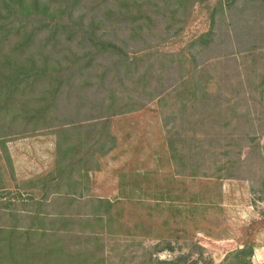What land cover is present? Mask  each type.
Listing matches in <instances>:
<instances>
[{
    "label": "rangeland",
    "instance_id": "obj_1",
    "mask_svg": "<svg viewBox=\"0 0 264 264\" xmlns=\"http://www.w3.org/2000/svg\"><path fill=\"white\" fill-rule=\"evenodd\" d=\"M97 2L80 0L77 12L99 11ZM144 2L154 18L150 26L116 11L101 29L134 62L118 76L125 84L114 81L115 95L134 93L143 104L111 111L112 147L98 149L96 161L85 164L88 173L77 175L82 187L71 205L60 204L65 198L58 195L42 199L62 155L57 142L92 141L96 133L84 124L68 134L42 128L9 135L6 148L0 139V225L16 222L26 230L34 221L31 210L45 201L40 230L53 233L32 239L44 252L53 245L64 249L38 255L41 263L254 264V248L263 247L258 264H264V0H241L237 12L223 10L218 0ZM112 3L102 4V15ZM211 26L214 35L197 41ZM102 70L97 64L77 79L90 85ZM94 88L73 90V110L63 113L78 119L107 113L99 103L114 91L103 95ZM68 188L62 183L61 190ZM5 204L18 207L20 218L2 212ZM61 211L79 215L51 223Z\"/></svg>",
    "mask_w": 264,
    "mask_h": 264
},
{
    "label": "trees",
    "instance_id": "obj_2",
    "mask_svg": "<svg viewBox=\"0 0 264 264\" xmlns=\"http://www.w3.org/2000/svg\"><path fill=\"white\" fill-rule=\"evenodd\" d=\"M79 1L0 0V139L4 147L8 140L6 136L25 135L42 128H52L54 131L66 133L73 129L79 131L86 124L90 132L97 135L92 141L71 139L68 142L62 140L57 142L62 155L57 168L49 173L50 182L45 187L42 199L46 200L50 196L58 195L59 198L61 196L65 198L64 201H59L60 204L68 205L74 203L76 189L82 187L79 176L83 170L88 173L86 166L96 161L97 150L100 149L101 153H104L112 147L110 143H113L114 137L108 124L112 112L129 111L143 104V99L134 93L121 98L115 95L118 88L114 85V81L118 82L116 78L119 75L129 73L134 62L130 61V57H126L125 50L106 36L101 30L102 25L110 20L116 11L130 14L127 17L142 28L150 26V21L154 19L144 0H114L113 3L111 0H95L100 6L99 11L85 10L78 13L76 6L79 5ZM106 1L112 3L110 14L102 15L104 9L101 7ZM171 1L173 5H181L182 2V0ZM257 1L246 0V3L256 4ZM53 2L57 3L52 4ZM218 3L223 10L237 12L238 9L244 8L241 0H218ZM211 27L202 32L197 41L214 35V26ZM236 28L241 29L238 25ZM258 28L259 26L252 36H255V33L257 35ZM237 33L239 36L243 35V31ZM101 57H106L107 61L102 62ZM97 64L103 70L98 72L94 83L86 85L85 78L81 82L78 81L79 75H88ZM141 73L137 77L139 81L145 79V74ZM118 79L125 84L122 78ZM261 85H264V75ZM92 86L95 87L96 93L105 91L101 92L103 95H106L110 89L114 91V94L111 95L109 92L107 95L109 102L99 103V106L108 112L91 114L83 119L66 116L63 113L64 109L69 107L72 109V105H75V102H70L73 90L77 89L76 91L82 93L85 90L88 93ZM73 136L75 137L74 134ZM64 142L67 143L65 146ZM79 152L83 154L78 157L76 155ZM2 168L0 163V188L5 186ZM62 183L70 190H61ZM107 201L100 199L101 203ZM44 204L45 201H39L38 210H31L34 221L26 230L16 222L0 225V243L4 244V246L0 245V264L7 261L19 264L21 260H29V264H49L50 262L47 261L41 263L42 259L38 255L46 258L54 251L56 253L54 255L61 254L64 247L53 245L44 252L32 239L37 232H40L41 237L53 233V230L52 232L40 230V223L42 225V221L47 216L42 212ZM4 208L8 210L5 211ZM1 209L12 219L17 220L21 216L19 208L11 204L2 205ZM73 213L71 215L61 211L57 217L52 218L51 223L58 222L62 225L65 222H74L79 214ZM53 235L58 245L63 243L59 241L57 232Z\"/></svg>",
    "mask_w": 264,
    "mask_h": 264
},
{
    "label": "crops",
    "instance_id": "obj_3",
    "mask_svg": "<svg viewBox=\"0 0 264 264\" xmlns=\"http://www.w3.org/2000/svg\"><path fill=\"white\" fill-rule=\"evenodd\" d=\"M262 253H263V247L261 248V247H256V248H254V261L255 262H253L254 264H258L259 262L258 261H263V260H261V259H263L262 257ZM253 261V260H252Z\"/></svg>",
    "mask_w": 264,
    "mask_h": 264
}]
</instances>
